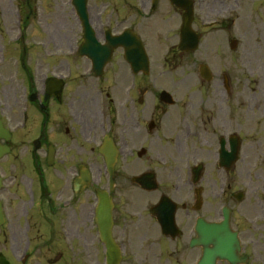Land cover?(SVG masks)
<instances>
[{
    "label": "flooded vegetation",
    "instance_id": "1",
    "mask_svg": "<svg viewBox=\"0 0 264 264\" xmlns=\"http://www.w3.org/2000/svg\"><path fill=\"white\" fill-rule=\"evenodd\" d=\"M189 1L202 46L180 52L183 12L169 0H0V67L11 80L25 70L27 86L0 106L5 264L34 228L52 242L79 240L80 226L87 264H264V91L256 97L247 76L264 60V0ZM83 17L104 45L97 63L80 54ZM32 33L45 43L31 46ZM139 42L170 87L184 59L185 98H144L146 76L126 57L140 64ZM36 48L59 59L30 66ZM200 61L219 68L209 81Z\"/></svg>",
    "mask_w": 264,
    "mask_h": 264
},
{
    "label": "rangeland",
    "instance_id": "2",
    "mask_svg": "<svg viewBox=\"0 0 264 264\" xmlns=\"http://www.w3.org/2000/svg\"><path fill=\"white\" fill-rule=\"evenodd\" d=\"M33 36L31 37V46L33 45L35 47V43L41 42L42 40L45 43V38H41L39 34L34 36V33H32ZM37 50H32L31 53V59L28 61L30 66H33L36 64V66H39L40 64L44 63H53L56 62V60L59 59L56 55L52 53H41L40 49L36 48ZM2 55H0L1 58ZM7 57V54L4 55ZM156 58L161 59V54H156ZM215 65H212L211 68L215 69ZM210 66V65H209ZM263 66V67H262ZM188 69H190L187 64H185L184 59L180 60V65L177 67L174 79L176 80L175 86L172 88L169 86L168 82L169 80L166 78H163V76H160L159 73L162 71L161 66H155L153 71L151 70V76L148 78H145V88H147V91L149 94H146L145 98H152V94H157V92L160 89H166L169 90L173 98H185V87H186V74L188 72ZM213 69V70H214ZM36 71V70H35ZM15 71H12L14 73ZM44 73L45 71L42 70ZM241 75V71L239 72ZM42 76V75H41ZM41 76L38 74L34 75L36 88L40 89V78ZM157 76L158 79L156 81L152 80V77ZM250 81V88L254 91L255 96L259 97V95L264 91V60L262 61V65L257 66L254 65L253 73L247 74ZM23 80H25V71L23 70L22 76L18 75L16 80H11L10 76V69H2L0 67V106L1 108H4L5 110L8 109V107L12 106V101H10L9 98H25V91H24V85H22ZM262 80V82H260ZM22 82V83H21ZM172 89V90H171ZM9 110V109H8ZM23 222L21 221V226ZM17 225V220H16ZM13 229V228H12ZM23 228L18 226H15V233L19 230H22ZM11 230V229H10ZM85 231V230H84ZM83 227L80 226V239L79 240H69L65 237V240L63 242V245L60 241H54L52 242L54 245L58 246L55 248L54 252L52 250H47L44 247L41 246L42 243L46 242V238L43 235L41 229L34 228L31 232L32 236V246H35V251L28 261L27 264H77L85 262L88 263L87 260V249L86 245L83 243L82 236L84 235ZM10 233V231H7ZM7 232L4 233V230L0 231V252L8 255L5 251L6 249H10L12 247V243L9 240L8 242L5 241L7 239ZM18 238V237H16ZM20 238V237H19ZM14 244V243H13ZM19 245V251L17 253H21L23 250V245ZM59 249V250H58ZM61 253L62 255L59 257L58 254ZM68 253V254H67ZM17 256V255H16ZM19 256V255H18Z\"/></svg>",
    "mask_w": 264,
    "mask_h": 264
},
{
    "label": "water",
    "instance_id": "3",
    "mask_svg": "<svg viewBox=\"0 0 264 264\" xmlns=\"http://www.w3.org/2000/svg\"><path fill=\"white\" fill-rule=\"evenodd\" d=\"M172 1H174V0H172ZM183 8H184V6H183ZM89 55H90V54H89ZM90 56H92V55H90ZM143 58H144V64L146 65V56H145L144 53H143ZM145 71H146V69H145ZM5 136H6V133H5V131L2 129V126H1V123H0V137H5ZM4 151H6L5 148L0 146V155H1V153H3Z\"/></svg>",
    "mask_w": 264,
    "mask_h": 264
}]
</instances>
